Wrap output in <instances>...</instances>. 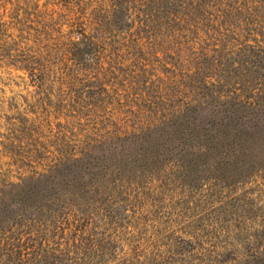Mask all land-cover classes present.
Segmentation results:
<instances>
[{"label":"trees","instance_id":"1","mask_svg":"<svg viewBox=\"0 0 264 264\" xmlns=\"http://www.w3.org/2000/svg\"><path fill=\"white\" fill-rule=\"evenodd\" d=\"M56 1L66 54L92 71L82 98L146 122L94 127L2 183L0 264H264V0ZM175 31L185 39L165 61L154 49ZM165 186L229 200L191 210L188 236L116 230L131 201L156 203Z\"/></svg>","mask_w":264,"mask_h":264},{"label":"rangeland","instance_id":"2","mask_svg":"<svg viewBox=\"0 0 264 264\" xmlns=\"http://www.w3.org/2000/svg\"><path fill=\"white\" fill-rule=\"evenodd\" d=\"M64 10L65 6L56 0H0V186L31 173L32 168L27 165L34 158L31 155L54 150L64 143L73 145L94 127L123 132L145 125L146 120L138 115V110L134 115L126 109L116 111L112 108L116 103H107L108 97H101L104 99L95 104L97 107L82 98L84 94H94L87 89L92 71L66 54L62 37L68 30ZM184 39L185 36L175 31L173 46L166 44L164 49H152L169 61L175 42ZM114 46L116 52L120 43L115 42ZM123 49L121 46L119 60L131 63ZM154 59L150 60L155 64ZM161 65L160 62L155 72L158 75H163ZM104 81L109 84L108 80ZM107 116L113 124L99 122ZM39 164L33 170H40L42 164ZM247 187L236 190L240 193ZM250 188L255 191L259 187ZM230 194L224 192V195ZM210 197L214 205H218L214 200H229L212 195L204 198L197 193H185L177 186H165L156 203L144 199L140 207L131 201L115 227L125 233L134 228L146 235L156 232L160 236L171 233L188 236L191 210L193 213L205 211L212 205L208 201ZM224 237L221 230L216 234V242L221 243Z\"/></svg>","mask_w":264,"mask_h":264}]
</instances>
